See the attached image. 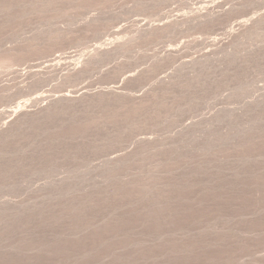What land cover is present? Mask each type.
I'll use <instances>...</instances> for the list:
<instances>
[{
  "label": "rangeland",
  "instance_id": "obj_1",
  "mask_svg": "<svg viewBox=\"0 0 264 264\" xmlns=\"http://www.w3.org/2000/svg\"><path fill=\"white\" fill-rule=\"evenodd\" d=\"M0 264H264V0H0Z\"/></svg>",
  "mask_w": 264,
  "mask_h": 264
},
{
  "label": "bare ground",
  "instance_id": "obj_2",
  "mask_svg": "<svg viewBox=\"0 0 264 264\" xmlns=\"http://www.w3.org/2000/svg\"><path fill=\"white\" fill-rule=\"evenodd\" d=\"M200 14H201V13H200ZM200 14H199V15H200ZM201 15L204 16L203 13H202ZM194 17H196V16H194ZM197 17H198V14H197ZM199 17H200V16H199ZM194 19H195V18H194ZM250 19H251L250 21H252L253 18H250ZM248 20H249V19H248ZM243 21H244V20H243ZM250 21H249V22H250ZM241 23H243V22L241 21ZM244 23H245V21H244ZM244 23H243V25H245ZM247 23H248V22L246 21V24H247ZM146 24H147V23H146ZM148 24H149V23H148ZM148 24H147V25H148ZM151 26H152V25H151ZM105 45H106V44H105ZM107 45H108V44H107ZM100 46H101V45H100ZM109 46H110V45H109ZM102 47H103V46H102ZM97 48H98V47H97ZM100 49H101V47H100ZM105 49H106V48H105ZM107 49H108V48H107ZM98 50H99V49H98ZM19 110H20V108H17V107H16V110H15V111L19 112Z\"/></svg>",
  "mask_w": 264,
  "mask_h": 264
}]
</instances>
